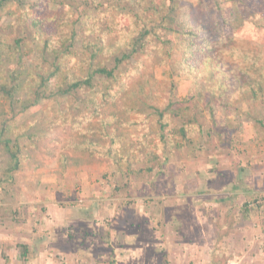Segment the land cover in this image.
<instances>
[{"label": "rangeland", "instance_id": "rangeland-1", "mask_svg": "<svg viewBox=\"0 0 264 264\" xmlns=\"http://www.w3.org/2000/svg\"><path fill=\"white\" fill-rule=\"evenodd\" d=\"M193 1L197 5V1ZM75 2L79 5L78 0ZM151 2L152 0H96L95 3L98 5V14L115 21L120 14L141 12ZM51 6L56 10V4ZM208 11L205 14L199 9L195 11L196 17L206 22L205 31L200 36L218 41L223 30V20L217 12L212 9ZM155 20L153 17L149 22L154 23ZM244 20L245 14L237 12L236 17L230 19V25L239 30ZM9 21L4 17L0 19V54L14 57L11 54L14 38L22 39L20 64L13 61L16 66L7 67L6 70L9 73L15 68L20 75V88L12 100L0 94V103L5 104H0V108L4 106L11 112L0 117V123L4 118L23 111L27 102L33 103L22 119L11 127V135L18 138L24 152H27L26 145L32 142L28 136L45 135L46 139L41 142L40 149L35 154L29 152L28 159L20 154V166L12 172L9 169L13 161L0 144L2 255L3 251L11 248L21 252L25 244L31 246L27 257L35 255L38 250L34 249L35 241L41 240L39 234H35V227L46 233L45 231H49L46 230L47 224L53 223L55 229L52 231L58 232L57 238L60 239L74 233L73 228L78 223H57V207L65 209L61 215L72 214L68 217L73 220L75 216H79L76 208L88 211L91 204H102V215L105 216L98 227L105 233L106 230L110 231L113 224L112 210L123 206L122 201L127 206L136 203L148 205L176 195V200L198 203L193 209L195 221L200 223L203 230L200 240L189 241L188 248L183 249L184 251L193 255L195 250L199 252L201 264H264V127L261 124L264 123V101L255 103L247 98L236 101L233 95L229 98L227 96L232 109L218 110L212 118L208 109H202V100L196 99L191 103L193 113L185 117L193 121L190 126L194 132L192 142L186 143L181 149L171 146L168 147L170 150L161 148L160 133H166V139L174 141L178 135L174 129L181 126V123L178 118L171 120V116L166 115L163 121L169 120L170 125L161 131L159 116L152 107L164 109L174 97L169 86L161 80V72L158 71H162L163 67L159 68V61L155 63L157 52L152 51L146 58L147 73L143 78L130 74L135 60L126 62L117 70L118 77L125 79L131 76V84L129 81L125 82L130 85L127 86L129 90L120 98L125 107L135 108L128 113V118L134 125L121 128L125 137L119 146L116 145V158L119 161H94L64 167L60 162V155L68 151L64 148L68 137L55 132L48 133L43 128L53 123L58 116L64 115L67 110L75 112V109L67 106L68 98L61 97L66 103L61 106L56 96H36V91L30 89V79L34 77L36 68L40 71V66L44 65L41 61L46 55L39 48L40 43H35L33 34L23 25L15 29V37L8 39L9 33L5 26ZM108 22L107 19L99 21L101 27L104 26L103 29ZM241 40L261 48L259 62L264 66V46L246 38L235 36L231 39L234 42ZM174 53L171 57H165L168 63L172 62V57L178 56ZM77 60V57H73L65 67L71 74L84 76L86 72L78 67ZM108 62L111 67L113 63ZM94 82L96 86L92 91L83 93L84 95L79 91L75 95L93 96L105 91L109 85L114 86V82L98 77L94 78ZM116 87L117 85L114 86ZM262 92L264 93V89ZM49 93L50 91L46 92ZM177 96L181 97L179 93ZM108 130L110 131L109 128ZM15 133L19 135L15 136ZM52 138H58L59 141H51ZM71 138L72 136L69 140ZM73 138L78 139L76 135ZM150 167L152 168L149 169ZM178 186L180 190L176 191L175 187ZM149 211L153 210L149 208ZM186 211L187 208H181V216L186 217ZM164 216L169 220L168 212ZM190 217V214L186 217L187 225L193 224ZM156 222L158 227L162 226L159 220ZM194 231L192 230L193 233ZM196 242L200 243L196 245ZM52 255L56 258L58 256L57 253ZM190 261L196 264L194 256ZM157 262L167 264V256H159Z\"/></svg>", "mask_w": 264, "mask_h": 264}, {"label": "trees", "instance_id": "trees-1", "mask_svg": "<svg viewBox=\"0 0 264 264\" xmlns=\"http://www.w3.org/2000/svg\"><path fill=\"white\" fill-rule=\"evenodd\" d=\"M196 1L197 5L193 0H152L141 12L120 14L117 20L111 21L97 13L96 0H78L79 5L75 0H0V19L10 20L5 26L8 39L15 37V29L23 25L46 55L41 61L44 65L40 66V71L36 68L30 79V89L36 91V96H56L61 106L68 103L67 106L75 109V112L67 110L43 128L48 133L68 137L64 147L68 151L60 155L64 167L94 161H119L116 145L119 146L125 137L121 128L134 125L128 113L135 108L125 107L120 98L127 94L130 85L125 82L131 84V76L118 77L117 70L135 60L130 74L143 78L147 73L146 58L152 51L157 52L155 63L159 61V68L163 67L158 71L161 80L169 86L174 97L164 109L152 107L159 116L161 131L170 125L169 120L163 121L166 115L171 116V120L178 118L181 123L174 129L178 132L174 141L167 140L166 133H160L161 148L181 149L192 142L194 132L190 126L193 121L185 117L193 113L191 103L196 99L202 100V109H208L212 118L218 110L232 109L227 96L233 95L236 101L246 98L255 103L264 101V66L259 62L261 48L249 41H231L236 36L264 46V0ZM51 4H56V10ZM197 9L203 14L212 9L222 18L223 30L218 41L200 36L206 22L196 17ZM237 12L245 14L239 30L230 25V19L236 17ZM153 17L156 20L150 23ZM105 19L109 22L103 29L99 21ZM21 43V38H14L11 47L14 57L0 54V94L11 100L20 88V75L15 68L9 73L6 70L16 66L13 61L20 64ZM173 52L178 56L168 63L165 57H171ZM73 57H77L78 67L86 72L84 76L71 74L65 67ZM108 61L113 63L111 67ZM95 77L112 81L117 87L109 85L93 96L75 95L79 91L82 94L92 91L96 86ZM139 87L143 90L141 85ZM48 91L50 93L46 94ZM177 93L181 97L178 98ZM61 97L69 101L65 103ZM32 106L33 103L27 102L23 111L0 123V144L13 161L10 172L19 168L20 154L28 159L29 152L35 154L46 139L45 135L28 136L32 142L26 145L27 152H24L18 138L11 135V127ZM9 112L1 107L0 117ZM261 124L264 127V123Z\"/></svg>", "mask_w": 264, "mask_h": 264}, {"label": "crops", "instance_id": "crops-1", "mask_svg": "<svg viewBox=\"0 0 264 264\" xmlns=\"http://www.w3.org/2000/svg\"><path fill=\"white\" fill-rule=\"evenodd\" d=\"M171 190L172 188L169 189ZM175 190H180V187H175ZM176 197L168 196L167 200L154 201L148 205L136 203L127 206L122 201L123 206L112 210L113 224L109 228L110 231L106 230L105 233L98 227L105 215H102V204L97 201L99 205L91 204L88 211L76 208L79 216H75L73 220L68 217L72 214L61 215L65 209L57 207V223H78V226L75 224L73 228L74 233L64 235V238L60 239L57 238L58 232L52 231L55 229L53 223L47 224L46 230L49 231H45L46 233L35 227V234H39L41 240L35 241L34 249L38 250L35 255L29 256L33 258L27 257L31 246L25 244L21 252L11 248L12 251L6 250L8 253L3 251L4 255L0 253V264H159L158 257L163 255L167 256V264H192L190 259L193 256L195 263L201 264L199 252L195 250L193 255L183 250H187L189 241L200 240L202 237L203 230L200 223L195 221L196 214L193 210L198 203H186L176 200ZM149 208L153 211L150 212ZM181 208L188 209L185 215L188 217L190 214L193 224L187 225V218L181 216ZM167 212L169 220L164 216ZM157 219L162 224L161 227H158ZM192 230H195V233ZM199 243L196 242V245ZM54 253L58 254L59 259L52 255Z\"/></svg>", "mask_w": 264, "mask_h": 264}]
</instances>
